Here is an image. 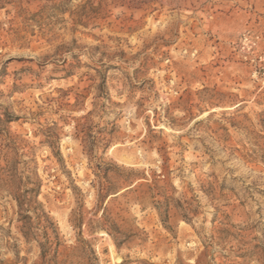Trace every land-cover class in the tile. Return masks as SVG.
Returning <instances> with one entry per match:
<instances>
[{"label":"rangeland","instance_id":"obj_1","mask_svg":"<svg viewBox=\"0 0 264 264\" xmlns=\"http://www.w3.org/2000/svg\"><path fill=\"white\" fill-rule=\"evenodd\" d=\"M0 264H264V0H0Z\"/></svg>","mask_w":264,"mask_h":264},{"label":"trees","instance_id":"obj_2","mask_svg":"<svg viewBox=\"0 0 264 264\" xmlns=\"http://www.w3.org/2000/svg\"><path fill=\"white\" fill-rule=\"evenodd\" d=\"M31 192H32L31 189L30 190H26V195L30 194ZM24 200H26V197L25 196H24V199L23 200H18L17 199V203H18L19 207H22L25 204H27L30 207L31 206L30 203H28V202H26ZM40 213L44 214V216H45V213L42 210L40 211Z\"/></svg>","mask_w":264,"mask_h":264},{"label":"bare ground","instance_id":"obj_3","mask_svg":"<svg viewBox=\"0 0 264 264\" xmlns=\"http://www.w3.org/2000/svg\"><path fill=\"white\" fill-rule=\"evenodd\" d=\"M98 234H99V235H104L105 237H107V239H109V235H108L107 233L105 234L104 232L101 231V232H99ZM105 237H104V238H105ZM110 239H111V238H110ZM109 243H110V242H109ZM109 246H110V248H112L113 245L110 243ZM116 262H120V258H116Z\"/></svg>","mask_w":264,"mask_h":264}]
</instances>
